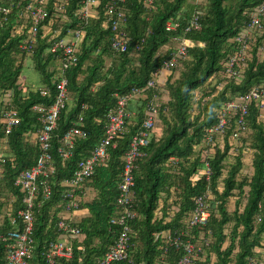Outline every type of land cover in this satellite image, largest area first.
Returning a JSON list of instances; mask_svg holds the SVG:
<instances>
[{
  "label": "trees",
  "instance_id": "trees-1",
  "mask_svg": "<svg viewBox=\"0 0 264 264\" xmlns=\"http://www.w3.org/2000/svg\"><path fill=\"white\" fill-rule=\"evenodd\" d=\"M80 1L67 0L63 14L67 22L54 15L56 1H48L47 17L38 28L31 52L22 46L30 27L26 11L35 1L0 0V95L10 94L9 108L20 120L6 133L0 111V150L4 143L7 160L0 178V215L5 203L12 201L14 211L23 207V193L14 186V179L30 169L40 154L39 142L28 141L29 134H35L40 127V113L34 107L47 110L55 102L60 76L68 81L67 100L49 146L54 163V173L48 178L52 196L33 212L34 249L29 264H42L46 244L59 238L57 222L62 218H70V223L81 230L83 240L75 243L70 260L60 259L56 264H96L113 245L120 228L111 225L110 219L116 213L124 154L146 117V103L154 97L159 107L149 144L143 149L145 157L136 162L133 171L132 209L137 217L130 222L133 235L128 259L116 264H174L180 254L170 250L163 255L161 241L155 240V235L181 227L183 218L193 208L194 198L206 193L211 195V216L206 226L195 229L194 234L202 231L209 246L194 264H247L264 234V119L260 118L258 105L251 103L247 134L234 140L231 130H225L222 145L216 143L213 147L205 146V135L217 124L225 102L264 82V0H152L150 7L146 0H131L125 8L128 48L122 54L111 51L113 33L102 27L105 7L112 0H100L99 18L87 23L76 15ZM195 11L200 13V29L184 34ZM254 18L258 20L257 28L249 26ZM170 19L179 22L175 31L165 30ZM49 22L52 25L48 26ZM68 29H80L83 36L77 46L76 62L62 71L61 59L49 53L48 48L55 33L67 37ZM243 35L249 42L248 56L238 71L241 79L233 80L224 75V66L237 47L233 40ZM181 37L190 42L187 56L168 72L162 86L158 83L154 89H146L153 73L169 59L176 39ZM26 64L38 76L41 88L23 93L20 78ZM55 64L57 68L53 69ZM133 88L141 90L139 98L126 106L133 116L127 117L123 134L108 149V160L95 167L82 184L78 208L67 214L62 183L73 176L78 163L102 140L107 116L117 109L118 98ZM41 89L46 91L45 96ZM80 117L82 122H78ZM231 123L234 127V120ZM74 126L83 128L87 136L75 140L71 158L63 161L57 150L63 135ZM201 146L203 150H213L205 158L212 171L209 181L201 175L194 180L203 167ZM248 154L252 174L243 175ZM88 190L94 196L84 202L82 197ZM235 197L231 213L230 202ZM228 225L231 226L226 233ZM13 228L4 219L0 234ZM3 263L0 248V264Z\"/></svg>",
  "mask_w": 264,
  "mask_h": 264
},
{
  "label": "built area",
  "instance_id": "built-area-1",
  "mask_svg": "<svg viewBox=\"0 0 264 264\" xmlns=\"http://www.w3.org/2000/svg\"><path fill=\"white\" fill-rule=\"evenodd\" d=\"M33 6H29L26 11V19L29 21L30 27L27 33V40L23 44V49L33 50L36 44L38 28L47 17V3L49 0H34ZM55 6L52 10L59 21L67 22L64 17L65 5L67 0H55ZM131 0H112L104 11L105 20L102 22L103 29H108L113 33L110 41V49L114 53H125L127 51V41L125 35V8ZM152 0H146V6H151ZM100 0H81L79 9L76 12L77 18L87 23L90 19H98V7ZM52 22L48 23V26ZM179 26L177 19H170L166 25V31H175ZM249 26L259 27L258 20L254 18ZM200 29V13L195 11L188 20L184 34L190 33L193 30ZM67 37H59V33H55L50 40L48 52L52 55H58L62 61L61 69L66 70L68 66L76 62V50L78 44L82 40V30L68 29ZM236 42L235 52L229 57L225 64L224 75L229 76L233 80L241 79L239 69L243 68L244 60L248 56L249 42L248 38L239 36L233 40ZM176 47L171 53L168 60L163 62L162 66L157 69L152 76V79L147 82L146 89H154L162 74L170 72L173 68H177L186 56L187 50L190 47V42L185 37L176 39ZM56 84V99L55 102L44 110L40 106H35L34 109L40 113V127L34 134L35 139L40 144V154L37 157L35 164L27 170L20 172L14 179V186L20 188L23 193L22 208L13 210V207L5 203V208L0 215V228L3 226L4 219L10 222L13 229H9L0 234V248L3 253V264H29L32 259L33 247V212L40 209L43 201L49 200L52 196L51 186L48 178L54 173L53 157L49 152L51 137L56 129L57 120L61 109L64 107L67 100V84L65 76ZM41 95L47 93L43 89L40 90ZM141 94L140 89L133 88L127 95L119 97L117 100V109L114 113L107 116V124L105 134L102 140L92 149L89 155L78 163V168L73 176L62 183V201L65 212H74L78 206L80 197L78 191L85 180L90 177L95 167L103 165L108 160V149L114 146V141L123 134L124 125L129 112L126 111V106L129 102L137 100ZM9 97V95H7ZM155 97L146 103L145 115L143 123L137 133L132 137L129 147L124 154V162L121 173V180L118 185V194L116 197L115 207L116 213L110 219V224L119 226V231L116 234L114 243L109 247L107 252L100 258L96 264H116L128 259V249L130 239L133 235V229L130 225L136 217V212L132 209L134 203L135 179L133 171L136 168V162L145 157V149L149 144V133L154 125V115L158 112L159 104L155 102ZM256 103L264 119V82L256 85L242 96L225 102L220 108L218 122L213 127L207 130L205 135V146L213 147L216 143L223 142L225 130H231V136L234 140L240 135L247 132L246 118L249 113V105ZM3 122L5 123V132L9 133L11 129L17 126L20 122L15 111L9 108L8 98L1 108ZM231 120H234V127ZM78 122H82V117ZM232 126V127H231ZM247 134V133H246ZM87 136L86 131L80 127H71L62 137L61 145L57 150L58 155L63 161L68 160L72 156L74 142L76 139H84ZM203 167L195 176L194 180L199 178V175L204 176L207 181L210 180L212 171L208 160L209 152L213 150L202 149ZM7 160L3 154H0V178L5 171ZM209 193L203 194L194 198L193 208L182 220V226L177 230L164 231L155 235V240L161 241L163 255L168 254L170 250L179 253L180 256L174 264H194L202 255L204 248L209 246V240L204 236V233L199 232L195 236L194 231L197 228L205 227L210 216V199ZM160 214V209L158 213ZM18 226H21L19 229ZM57 232L59 238L55 241H50L46 244L42 252V264H56L58 260H70L73 256V248L75 243L83 240L82 233L79 228L70 223V218H62L57 222ZM259 247L255 248L254 254L260 253V256L255 255L250 257L247 264H264V234L262 236Z\"/></svg>",
  "mask_w": 264,
  "mask_h": 264
},
{
  "label": "crops",
  "instance_id": "crops-1",
  "mask_svg": "<svg viewBox=\"0 0 264 264\" xmlns=\"http://www.w3.org/2000/svg\"><path fill=\"white\" fill-rule=\"evenodd\" d=\"M176 46V44H174V47ZM27 65V68H28V64H26ZM56 65V64H55ZM32 68V67H31ZM31 68H28L29 70H32L33 71V69H31ZM53 69H55V68H57V65L56 66H53L52 67ZM169 74L167 73V74H165V76H161L162 77V80H163V83H164V81H165V79H166V77L168 76ZM35 79L33 78V80L32 81H34ZM31 80L29 79V76H28V78L26 79V81H23L22 80V84L24 85V84H27L26 86H21V88H22V92L24 93L27 89H34V87L37 85V84H39V87H37V88H41V85H40V81L36 84V85H32V81L30 82ZM161 81V80H160ZM34 86V87H33ZM36 89V88H35ZM7 93H9V92H7ZM7 95H9L10 96V94H4V95H0V111H1V105L5 102V101H7ZM2 103V104H1ZM28 141L29 142H35V135H34V133L32 132V133H30L29 134V138H28ZM1 148H2V150H0L1 152H0V154H3L4 152H3V150L6 148V146H5V144L4 143H2L1 144ZM244 161L246 162L245 163V167H242L243 169H242V173H243V175H246V174H252V167H251V154H248V155H246V157H245V159H244ZM221 189H222V185H221V183H219V190L221 191ZM94 196V193L93 192H91L90 190H88V192L86 193V195L84 196V198L82 197V200L85 202H87V201H89V200H91L92 199V197ZM236 197L235 198H233V200L231 201V203H232V205H231V207H230V209H229V211L232 213L234 210V206H235V202H236ZM161 208L163 207V202H161V206H160ZM161 210V209H160ZM74 214V213H73ZM255 255H257V256H260V253H257V254H255ZM164 264H169V263H164Z\"/></svg>",
  "mask_w": 264,
  "mask_h": 264
},
{
  "label": "rangeland",
  "instance_id": "rangeland-1",
  "mask_svg": "<svg viewBox=\"0 0 264 264\" xmlns=\"http://www.w3.org/2000/svg\"><path fill=\"white\" fill-rule=\"evenodd\" d=\"M165 74H167V72H164L163 74H162V76H165ZM28 76H29V79L32 81L33 80V78L35 79L34 81H32L33 83H32V85H36L38 82H39V79H38V76L36 75V73L34 72V71H32V70H29L28 68H27V65H25L24 66V68H23V72H22V75H21V78H20V82L23 80V81H26V79L28 78ZM161 80V81H160ZM160 80H159V84L162 86L163 85V80H162V77L160 78ZM30 81V82H31ZM27 84H24L23 86H26ZM34 87V86H33ZM37 87H39V84H37L35 87H34V89L35 88H37ZM71 98H69V100H70ZM163 100H165V96L164 97H161V100H160V102L161 101H163ZM2 104V103H1ZM131 115V117L133 116V114H131V113H129V116ZM232 205V203L230 202V206ZM230 226L231 225H228L227 226V230H226V233H228L229 231L228 230H230Z\"/></svg>",
  "mask_w": 264,
  "mask_h": 264
}]
</instances>
